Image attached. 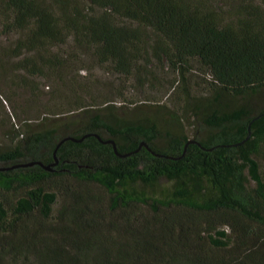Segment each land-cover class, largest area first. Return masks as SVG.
I'll return each mask as SVG.
<instances>
[{
	"label": "trees",
	"instance_id": "1",
	"mask_svg": "<svg viewBox=\"0 0 264 264\" xmlns=\"http://www.w3.org/2000/svg\"><path fill=\"white\" fill-rule=\"evenodd\" d=\"M1 36L12 38L0 58H15L11 70L25 76L67 79L84 54L158 91V64L182 80L197 61L210 92L201 106L178 79L163 101L127 100L133 120L107 98L95 108L78 100L70 110L82 118L1 149L0 167L46 165L61 138L97 133L131 154L90 135L64 141L52 170H0V264H264V0H0ZM176 96L209 126L205 136H184L179 112L163 110ZM222 99L243 102L227 109ZM189 139L201 146L166 157ZM161 178L169 192L141 188Z\"/></svg>",
	"mask_w": 264,
	"mask_h": 264
},
{
	"label": "rangeland",
	"instance_id": "2",
	"mask_svg": "<svg viewBox=\"0 0 264 264\" xmlns=\"http://www.w3.org/2000/svg\"><path fill=\"white\" fill-rule=\"evenodd\" d=\"M11 38L0 37V46H7L11 43ZM0 58V150L12 143L18 142L22 134L28 130H41L50 124L71 123L84 116L83 110H70L76 101L81 102V106L86 108H95L100 104L102 98L114 103V115L125 120H133L136 117L137 110L127 100L139 101L148 96L156 101H163L170 85L179 79L180 86H187L189 93L195 99L197 97H206L209 92V86L206 80L210 78V73L206 72L203 67L192 61L189 63V70L185 71L184 79H180L178 73L173 70L166 61H162L160 67L154 72L158 78L157 88H148L145 81H139L135 75L125 77L106 69L96 66L91 62V56L82 55L76 58L83 59L85 62H72L70 68L66 71L67 79L61 80L57 75H46L45 77H29L24 73L18 74L11 70V65L15 58ZM154 63H149L150 68H155ZM84 66L86 69H80ZM24 80V81H23ZM182 81V84H181ZM67 82V83H66ZM19 84L21 86H19ZM88 84L92 91L78 85ZM100 97H96L97 95ZM182 89L178 90L177 96H184ZM171 98L167 102V108L163 109L168 112H179L183 117L181 123L182 134L192 138L205 136L209 131V126L203 121L202 117H196L186 108V104L181 98ZM114 100H116L114 102ZM119 100H124L120 101ZM190 100V99H189ZM197 100V99H196ZM201 106L207 102L205 99L197 100ZM222 99L221 105L229 103L230 109L243 101ZM137 106H142L139 102ZM80 105H75L78 108ZM178 107V108H177ZM153 108L150 113H153ZM54 124V125H53ZM160 127L166 128L169 132L174 131L169 124L166 126L162 123ZM261 164H264V143L262 144V153L259 156ZM142 184V183H141ZM173 183L164 178L158 179L153 186L142 184L147 193L161 195L169 192ZM58 204L55 205V207Z\"/></svg>",
	"mask_w": 264,
	"mask_h": 264
},
{
	"label": "water",
	"instance_id": "3",
	"mask_svg": "<svg viewBox=\"0 0 264 264\" xmlns=\"http://www.w3.org/2000/svg\"><path fill=\"white\" fill-rule=\"evenodd\" d=\"M263 113H264V112H263ZM260 115H261V114L257 115L255 118L259 117ZM249 126H250V124H249ZM249 126H248V134H247V136H246L242 141H240V142H238V143H235V144H242L245 140H247V139L249 138L250 133H251ZM90 135L95 136L96 138H98V139H99L101 142H103V143H111L112 146H113V149H114L115 154H118V155H120V156H127V155H130V154H131V152H128V153H119V152L117 151V147H116V144H115V142H114L113 139H106V140H104V139H102L97 133H87V134H84L83 136H81L80 138H75V137H73V136H65V137L61 138V139L59 140V142L57 143V145H56L54 151H53V161L50 162L49 164H46V165H45V164H43V163H42L41 161H39V160H33V161L24 162V163H18V164H15V165L11 166V167H0V170H6V169H8V168H15V167H27V166H32V165H35V164H38V165L42 166V167H43L44 169H46V170H52V169H53L52 167H53L54 165H56V164L58 163V161H59V158H58L57 155H56V151H57L58 147H59L64 141H66V140H72V141H76V142H81V141H83L86 137H88V136H90ZM190 143H196V144H198L199 146H201L199 141H197V140H195V139H189V140H187V142L184 144V149H183V152H182V154H181L180 156H178V157L166 156V157H168V158H170V159H177V158L182 157V156L184 155L185 151H186L187 146H188ZM142 145H144V146L147 147L146 143L141 142V143L139 144V146L136 148L135 151H137ZM205 149L210 150V149H213V147H211V148H205Z\"/></svg>",
	"mask_w": 264,
	"mask_h": 264
}]
</instances>
